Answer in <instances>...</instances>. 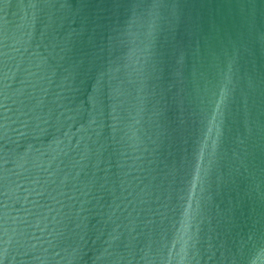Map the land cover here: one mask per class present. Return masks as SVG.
Wrapping results in <instances>:
<instances>
[{"label": "water", "instance_id": "95a60500", "mask_svg": "<svg viewBox=\"0 0 264 264\" xmlns=\"http://www.w3.org/2000/svg\"><path fill=\"white\" fill-rule=\"evenodd\" d=\"M0 264H264V0H0Z\"/></svg>", "mask_w": 264, "mask_h": 264}]
</instances>
